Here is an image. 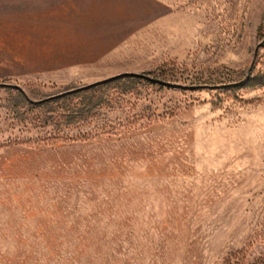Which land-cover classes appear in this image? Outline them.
<instances>
[{
	"label": "rangeland",
	"instance_id": "374dc122",
	"mask_svg": "<svg viewBox=\"0 0 264 264\" xmlns=\"http://www.w3.org/2000/svg\"><path fill=\"white\" fill-rule=\"evenodd\" d=\"M144 1L0 0V264H264V0Z\"/></svg>",
	"mask_w": 264,
	"mask_h": 264
},
{
	"label": "crops",
	"instance_id": "0c3cea01",
	"mask_svg": "<svg viewBox=\"0 0 264 264\" xmlns=\"http://www.w3.org/2000/svg\"><path fill=\"white\" fill-rule=\"evenodd\" d=\"M82 2L79 4L81 7L80 10H78V13L80 15L85 16L86 20H90V22H95V31L98 32H104L106 30H113L115 25H118L120 20L124 19L128 21V18L131 22L133 20L131 19L137 7H140L139 4L145 2L144 0H82ZM138 2L139 4H137ZM103 21L110 22V26L108 29H106V25L102 24ZM115 29V28H114ZM120 76L113 75L110 77H101L97 78L93 81H106L111 78ZM94 82L89 81L88 85H93Z\"/></svg>",
	"mask_w": 264,
	"mask_h": 264
},
{
	"label": "trees",
	"instance_id": "16d2710c",
	"mask_svg": "<svg viewBox=\"0 0 264 264\" xmlns=\"http://www.w3.org/2000/svg\"><path fill=\"white\" fill-rule=\"evenodd\" d=\"M126 77H134V76H131V75H125ZM117 80H120V77L117 78ZM116 81V80H114ZM113 80H108V81H105V82H102V84H99V85H96V86H91L87 89H84L82 90L81 92L79 93H89V92H92L93 90H95L96 88L100 87V86H104V85H107L111 82H114ZM66 97H63V98H58V99H52V100H45L44 102H42V106H48L49 104H52V103H55V102H58L59 100H63L65 99ZM77 116L78 118H81V114H78V113H70V114H66L65 117H62V119H64V122H66L68 125H71L72 123L76 122L77 120ZM41 141H44L42 139H40ZM47 140V139H46Z\"/></svg>",
	"mask_w": 264,
	"mask_h": 264
},
{
	"label": "water",
	"instance_id": "95a60500",
	"mask_svg": "<svg viewBox=\"0 0 264 264\" xmlns=\"http://www.w3.org/2000/svg\"><path fill=\"white\" fill-rule=\"evenodd\" d=\"M108 81V80H107Z\"/></svg>",
	"mask_w": 264,
	"mask_h": 264
}]
</instances>
